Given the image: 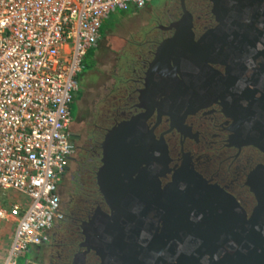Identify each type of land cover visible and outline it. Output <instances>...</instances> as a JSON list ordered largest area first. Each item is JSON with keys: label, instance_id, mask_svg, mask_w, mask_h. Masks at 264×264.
<instances>
[{"label": "water", "instance_id": "95a60500", "mask_svg": "<svg viewBox=\"0 0 264 264\" xmlns=\"http://www.w3.org/2000/svg\"><path fill=\"white\" fill-rule=\"evenodd\" d=\"M179 1L172 36L144 73L142 112L101 145L96 185L109 214L98 211L86 226L85 246L100 264H264V166L247 177L256 205L246 219L186 165L162 187L169 158L147 124L156 111L172 124L217 105L231 122L229 145L264 156V0H209L218 26L198 41Z\"/></svg>", "mask_w": 264, "mask_h": 264}, {"label": "built area", "instance_id": "2783aa9c", "mask_svg": "<svg viewBox=\"0 0 264 264\" xmlns=\"http://www.w3.org/2000/svg\"><path fill=\"white\" fill-rule=\"evenodd\" d=\"M149 1L0 0V196L20 197L0 209V219L15 223L2 264H19L62 219L57 188L73 155L70 106L104 19Z\"/></svg>", "mask_w": 264, "mask_h": 264}, {"label": "flooded vegetation", "instance_id": "af4514ba", "mask_svg": "<svg viewBox=\"0 0 264 264\" xmlns=\"http://www.w3.org/2000/svg\"><path fill=\"white\" fill-rule=\"evenodd\" d=\"M163 5L166 8L161 17L155 14L144 31L145 41L133 50L134 42L132 46L126 44L123 51L127 52V61L115 60L112 72L121 75L111 74L113 86L104 90L105 97L92 100L87 110L82 106L83 98L76 103L77 114L69 128L73 155L57 188L62 219L54 223L46 242L27 251L31 264H100L96 254L85 246V230L92 219H98V211L109 214L96 185L102 165L101 145L109 130L142 112L139 91L143 89L144 73L158 45L172 36L171 27L182 14L179 0H164ZM184 5L194 18V41L218 26L209 0H184ZM214 69L222 71L218 66ZM147 124L166 147L169 158L170 174L160 180L162 187L171 183L174 171L186 165L207 186L231 196L249 219L256 201L246 185L247 177L256 167L264 166V156L252 147L229 145L231 122L219 106L200 109L181 123L172 124L165 116L157 119L156 111Z\"/></svg>", "mask_w": 264, "mask_h": 264}, {"label": "crops", "instance_id": "0c3cea01", "mask_svg": "<svg viewBox=\"0 0 264 264\" xmlns=\"http://www.w3.org/2000/svg\"><path fill=\"white\" fill-rule=\"evenodd\" d=\"M153 1L154 0L147 2L146 5L141 9H137L134 6H130L126 11H118V10L113 11L106 17V19L103 21V24L101 26L100 35L97 44L92 49H90L86 55L88 56L90 53L93 52L91 54L92 66L90 67L85 66L83 60L84 69L78 77L79 91L83 92L84 90L85 91L88 89L90 90V86H88L87 83L90 82V80L94 79L97 75H99L98 71L100 70V68H104L105 65L109 67L112 64H114L115 60L118 58V55L120 51L123 50L124 46H126V44L132 46L131 43L134 42L133 40L135 39L136 35H139L140 41L142 42L145 41V34L147 33L144 32L147 29L145 28V26L147 27L149 25L148 22L149 20H151V17H149V15L143 14L141 17L138 18L139 21H137L138 20L137 17L138 14H140L139 12H141L142 10H147V7H149L150 3H152ZM165 6L166 5H163L161 7H157L153 9L154 15L156 14L159 17H161V14L165 11L164 9L166 8ZM136 13L137 15H134ZM131 15H134V17L131 18ZM143 16H145V18H143ZM126 21L130 22L131 24L129 25V23H126L125 29L128 27V25L129 28L124 30V23ZM119 34L120 36L117 37V35ZM87 69H88V74H85V70ZM9 224L13 225L12 228L13 230L15 226L14 221H11V223ZM11 238L8 239L9 241L7 247L11 242ZM0 264H2V261L0 262Z\"/></svg>", "mask_w": 264, "mask_h": 264}, {"label": "rangeland", "instance_id": "374dc122", "mask_svg": "<svg viewBox=\"0 0 264 264\" xmlns=\"http://www.w3.org/2000/svg\"><path fill=\"white\" fill-rule=\"evenodd\" d=\"M163 3H164V0H154L152 3H150L149 7H147V10H142L141 12H139L140 14H138L137 19L139 17H141L143 14L149 15V17H151V18L154 17L153 9H155L157 7H161L163 5ZM129 14H130V12H129ZM134 15H137V13ZM134 15H131V18L134 17ZM145 16H143V18H145ZM127 21L124 23V30L128 29L129 25L131 24L130 22H127ZM137 21H139V19ZM126 23H129V25L125 29ZM148 23H150V20ZM145 28H147V27L145 26ZM139 29H142V28H139ZM119 36H120V34L117 35V37H119ZM133 41H134V43H133L132 50L134 49V47H136L138 45V43H141V44L143 43L142 41H140L139 35H136L135 39ZM92 53H90L84 59L85 66H87V67L92 66V57H91ZM126 53H127L126 51H123V50L120 51L118 58H121V62H124L128 59V57L125 55ZM124 56H126V58H123ZM119 62H120V60H119ZM113 68H114V64H112L109 67L105 65L104 68H100V70L98 71L99 75H97L94 79L90 80V82L87 83L88 86H90V90L89 89H88L89 91L84 90L83 92L79 91L78 93H76L74 95L73 103L70 106L71 116H76V114H77L76 103L78 101H80L82 98L84 99V101L82 100L83 101L82 104H85L82 106H84V110H85V108L87 110L88 107L91 108L92 100L97 102V101H99L105 97L106 91H104V90L105 89L110 90L113 86V81L111 80V78H114L113 75H111L112 73H114L111 70ZM88 69L85 70V74H88ZM114 74H117V76L121 75V73H117V72ZM87 120H88V118H87ZM19 198H20L19 196L16 197V194L14 192L8 193L7 196H0V209H4V210L8 209L9 204L13 201H17V199L19 200ZM9 223H11V220L0 219V262L3 261V259L5 257V254L7 251L6 248H8L7 247L8 241H9L8 239H10L12 237V234H13V230H12L13 225L9 224ZM29 249L30 248H28V250ZM27 251L24 252L23 254H21L17 258V263L24 264L26 260L31 259V255Z\"/></svg>", "mask_w": 264, "mask_h": 264}, {"label": "clouds", "instance_id": "9594fccd", "mask_svg": "<svg viewBox=\"0 0 264 264\" xmlns=\"http://www.w3.org/2000/svg\"><path fill=\"white\" fill-rule=\"evenodd\" d=\"M131 6H133V5H131ZM129 7H130V6H129ZM129 7H128V8H129ZM134 7H135V6H134ZM128 8H127L126 10H128ZM135 8H137V7H135ZM137 9H141V8H137ZM126 10H123V11H126ZM115 11H117V10H115ZM118 11H122V10H118ZM111 13H112V12H111ZM105 19H106V18H105ZM105 19H104V20H105ZM102 24H103V23H102ZM83 60H84V59H83ZM83 67H84V66H83ZM78 91H79V87H78ZM72 117H73V116H72ZM157 155H158V154H157ZM11 239H12V238H11ZM35 247H36V246H35ZM32 248H33V247H32Z\"/></svg>", "mask_w": 264, "mask_h": 264}, {"label": "trees", "instance_id": "16d2710c", "mask_svg": "<svg viewBox=\"0 0 264 264\" xmlns=\"http://www.w3.org/2000/svg\"><path fill=\"white\" fill-rule=\"evenodd\" d=\"M124 58V57H123ZM127 61V60H126Z\"/></svg>", "mask_w": 264, "mask_h": 264}]
</instances>
